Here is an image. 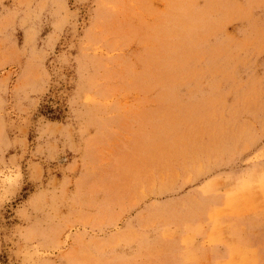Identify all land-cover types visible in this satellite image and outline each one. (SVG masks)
Masks as SVG:
<instances>
[{
	"label": "rangeland",
	"instance_id": "374dc122",
	"mask_svg": "<svg viewBox=\"0 0 264 264\" xmlns=\"http://www.w3.org/2000/svg\"><path fill=\"white\" fill-rule=\"evenodd\" d=\"M0 264H264V0H0Z\"/></svg>",
	"mask_w": 264,
	"mask_h": 264
}]
</instances>
